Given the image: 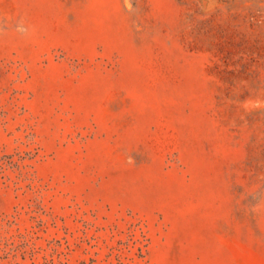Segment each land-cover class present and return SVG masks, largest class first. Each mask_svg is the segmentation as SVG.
Masks as SVG:
<instances>
[{
    "label": "rangeland",
    "instance_id": "374dc122",
    "mask_svg": "<svg viewBox=\"0 0 264 264\" xmlns=\"http://www.w3.org/2000/svg\"><path fill=\"white\" fill-rule=\"evenodd\" d=\"M0 264H264V0H0Z\"/></svg>",
    "mask_w": 264,
    "mask_h": 264
}]
</instances>
